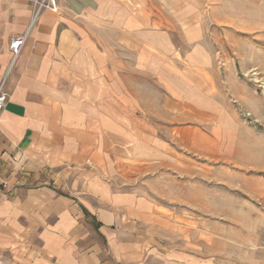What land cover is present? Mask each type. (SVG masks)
I'll return each mask as SVG.
<instances>
[{"label":"crops","instance_id":"0c3cea01","mask_svg":"<svg viewBox=\"0 0 264 264\" xmlns=\"http://www.w3.org/2000/svg\"><path fill=\"white\" fill-rule=\"evenodd\" d=\"M151 2L57 0L12 62L30 4L0 0L2 264H136L138 225L153 216L113 178L152 144L137 91L153 82L181 104L195 88L185 71L201 67L197 28L179 26L183 52Z\"/></svg>","mask_w":264,"mask_h":264},{"label":"rangeland","instance_id":"374dc122","mask_svg":"<svg viewBox=\"0 0 264 264\" xmlns=\"http://www.w3.org/2000/svg\"><path fill=\"white\" fill-rule=\"evenodd\" d=\"M151 1L183 52L179 26L197 28L201 67L181 104L153 82L137 91L152 144L113 178L153 216L136 264H264V0Z\"/></svg>","mask_w":264,"mask_h":264},{"label":"built area","instance_id":"2783aa9c","mask_svg":"<svg viewBox=\"0 0 264 264\" xmlns=\"http://www.w3.org/2000/svg\"><path fill=\"white\" fill-rule=\"evenodd\" d=\"M29 4L30 17L26 31L21 35L11 37L9 41V50L12 55V62L19 55L22 47L26 42L27 37L29 36L32 29L38 24L40 18L47 12L56 13L59 10L57 0H29ZM6 102L7 94L4 91V82L2 81L0 83V116L3 112ZM0 264H2L1 261Z\"/></svg>","mask_w":264,"mask_h":264}]
</instances>
